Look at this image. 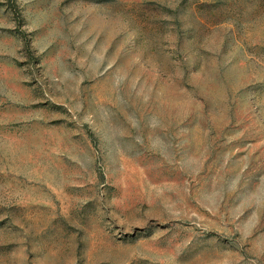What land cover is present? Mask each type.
<instances>
[{
  "label": "rangeland",
  "instance_id": "rangeland-1",
  "mask_svg": "<svg viewBox=\"0 0 264 264\" xmlns=\"http://www.w3.org/2000/svg\"><path fill=\"white\" fill-rule=\"evenodd\" d=\"M0 264H264V0H0Z\"/></svg>",
  "mask_w": 264,
  "mask_h": 264
}]
</instances>
